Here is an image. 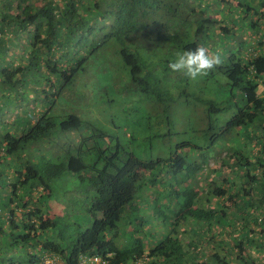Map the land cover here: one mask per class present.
<instances>
[{
	"label": "trees",
	"instance_id": "trees-1",
	"mask_svg": "<svg viewBox=\"0 0 264 264\" xmlns=\"http://www.w3.org/2000/svg\"><path fill=\"white\" fill-rule=\"evenodd\" d=\"M212 1L0 0V264H37L46 254L58 264L95 254L104 264H264V0ZM200 45L223 59L206 77L167 67ZM110 93L128 110L160 111L155 130L139 122L163 144L154 159L79 115L116 101ZM183 115L198 140L182 135ZM61 137L58 152L40 149ZM204 172L200 203L186 181L199 184ZM65 180L73 185L65 201L50 202ZM77 194L86 195L84 224L54 231L58 216L81 211ZM146 204L162 228L148 250L137 236Z\"/></svg>",
	"mask_w": 264,
	"mask_h": 264
},
{
	"label": "rangeland",
	"instance_id": "rangeland-1",
	"mask_svg": "<svg viewBox=\"0 0 264 264\" xmlns=\"http://www.w3.org/2000/svg\"><path fill=\"white\" fill-rule=\"evenodd\" d=\"M209 3L212 0H206ZM214 1V0H213ZM212 1V2H213ZM228 4H231L233 6H235V4L237 3V0H225ZM211 6L216 8L218 7L217 2L216 3H211ZM230 8L233 9V7L231 6ZM215 19H220L221 18V14L219 12H216L213 14ZM246 36V32L242 31L241 34H238L236 37H234L232 40H230L229 44L230 47H235L238 44H240L243 40V37ZM257 36H255L256 38ZM254 41L257 42V38L254 39ZM252 42V40H251ZM255 46V44H254ZM113 70V69H112ZM114 71V70H113ZM118 72V70H117ZM120 73H115L113 74L114 76V81L118 82L119 79L116 78V76H119ZM113 81V82H114ZM83 82V81H82ZM80 82V83H82ZM261 86H259V90H261ZM86 94V93H85ZM111 94V93H110ZM87 95V94H86ZM112 96L115 97V99H117L114 102H109V103H99L97 102L96 104L93 102L92 105L94 106H87L85 108H83V110L80 112L79 115H82L84 118L90 120L91 122L95 123L97 126L105 129L106 131H108V134L111 136H120V140L122 143L123 148L126 151H130L132 153H134V155L138 154L140 155L143 159H154L156 156L159 155V150H162L161 148H157L162 146V142L161 141H157L154 142L151 139L152 136V132L145 128L144 125L139 124V122L144 123L146 126H151V129L155 130L154 127V121L156 119L157 116L162 118V114L160 113V111L156 112V114H149L146 113L144 114L143 110L141 109L139 113H137L136 111H134V109L131 110V108H128L122 105H120V100L123 99V97L118 98L117 95H113ZM83 102L86 103H90L91 99L88 97L83 99ZM120 105V106H118ZM134 106H139L140 108H150L149 110H151L152 108L155 110V107L152 103L148 102L147 106H145L144 104H142V102H134L133 103ZM152 109V111H154ZM17 111V109H16ZM183 113V112H182ZM179 114H181V111H179ZM182 115V114H181ZM14 116V114L10 113L8 114V118L12 119ZM197 116L200 118L202 116L201 112H197ZM181 122H179L177 125L179 128H183L187 130V132L182 133V135L191 137L192 139H199L197 137V135L195 133L198 134V132H195L192 130V128L190 127V124L188 122L185 123V125L183 124V120L186 119L187 117L185 115H183ZM192 121V120H191ZM190 121V123H191ZM193 122V121H192ZM70 133V138L71 139H76L78 137V133L76 131H72V132H68ZM137 135L139 138L137 139V141L135 142V140H130L131 138L129 137V135ZM128 136V138L126 137ZM146 137V139H144ZM181 135H175L173 137H170V139L175 142L176 140L180 139ZM64 137L58 138L56 139L55 143H50L45 141L43 145L40 146V149L42 150H51L53 152L57 151V149L59 148V146L62 144V142L64 141ZM171 140L166 139V142H171ZM153 142V143H152ZM155 145V146H154ZM225 148L228 149H232V145L228 142L224 145ZM221 149L220 151H217L216 154L211 155L208 159V170H210L211 168L218 166L219 162H218V158H223L226 156L227 154V150L226 149ZM58 152V151H57ZM189 157H194L195 153L189 152L188 153ZM146 175H151L152 173L150 171L145 172ZM8 175L12 176V173H9ZM209 176L208 172H204L202 174H197L196 177H201V181L199 182V184H196L193 182V178L190 177L188 179V181L186 182H192V186L196 189V191H198L199 196H201L202 199H200V203H203L205 201V194H206V189H205V184L207 182V178ZM215 177V176H214ZM216 177L218 178V176L216 175ZM220 179V177L218 178ZM185 182V183H186ZM184 183V184H185ZM75 185H77V183H75ZM72 185L71 182H69L68 180H65L61 183V187L58 186L55 188V193L54 196L55 198H53L52 200H50V202H63L66 199V192L72 190L73 188H70ZM82 191V189H81ZM148 191V190H147ZM144 191L143 196H145L146 192ZM71 192V191H70ZM71 196V195H70ZM75 197V196H74ZM72 197V198H74ZM78 198V200L75 201V203L79 206L80 210H77L76 212H74L73 214H71V212L64 218H62L61 216H58L57 218L59 219V223H58V227L54 230V231H62V232H67L70 230V226H72V221L75 222L76 224H74L73 228L77 226V224L82 226V223L84 224V222H81L82 220H84V216L86 217V213H85V207L83 206L85 199H86V195L83 196L81 194H77V196L75 198ZM54 199H57L59 201H56ZM62 200V201H60ZM70 202V201H69ZM163 203H168L167 199L162 200ZM70 205V203H68V206ZM146 204L143 208V211L146 213V215L144 214V218L142 219V226L140 225V221L137 220V224L139 223L140 227H142V231H139V233H137V236H139L143 243H145L146 246V250H148L147 248H149L151 246L150 243L154 242V238L156 236V234L161 233L162 228H161V223L159 222L160 219L157 216V214H153L151 212L152 208L151 205ZM51 206V210L54 212H59L61 210H63L64 205H58L56 203H50ZM73 205H71L72 207ZM84 211V212H83ZM60 213V212H59ZM17 216L20 215V209L18 210V213L16 214ZM145 220V221H143ZM136 224V223H135ZM127 230H129V228H127ZM150 231L152 234L148 235L147 232ZM120 232H122V230H120ZM153 235V236H152ZM123 237H126V235H124ZM122 237V238H123Z\"/></svg>",
	"mask_w": 264,
	"mask_h": 264
},
{
	"label": "clouds",
	"instance_id": "clouds-1",
	"mask_svg": "<svg viewBox=\"0 0 264 264\" xmlns=\"http://www.w3.org/2000/svg\"><path fill=\"white\" fill-rule=\"evenodd\" d=\"M223 63L221 54L211 53L205 46L178 51L175 58L167 67L175 73H182L189 79L196 81L206 77L210 71Z\"/></svg>",
	"mask_w": 264,
	"mask_h": 264
},
{
	"label": "built area",
	"instance_id": "built-area-1",
	"mask_svg": "<svg viewBox=\"0 0 264 264\" xmlns=\"http://www.w3.org/2000/svg\"><path fill=\"white\" fill-rule=\"evenodd\" d=\"M105 261L99 255L83 256L80 264H104ZM37 264H58L56 256L46 254L43 260Z\"/></svg>",
	"mask_w": 264,
	"mask_h": 264
}]
</instances>
